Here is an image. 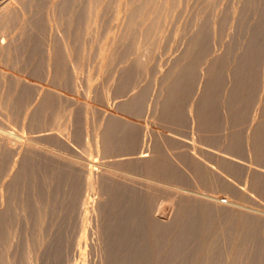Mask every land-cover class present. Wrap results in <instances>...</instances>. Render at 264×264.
Instances as JSON below:
<instances>
[{"label": "rangeland", "instance_id": "rangeland-1", "mask_svg": "<svg viewBox=\"0 0 264 264\" xmlns=\"http://www.w3.org/2000/svg\"><path fill=\"white\" fill-rule=\"evenodd\" d=\"M4 1L5 0H3V1L0 0V6L2 5V3ZM7 1H9V0H7ZM37 1L38 0H11V2L8 3V6H7L8 8L6 7V9H4L3 12H9L10 10L12 12L16 11L15 13L13 12L14 15L12 12H10L11 14L1 12L2 10L0 7V24H1L0 25V33H1L0 34V72H1L0 73V76H1L0 77V86L2 85L0 87V108H1V106L2 107L5 106L4 103L7 102V101L4 102L5 100H2V99L3 98L9 99V97L6 95H7V91L9 90V82H10L11 78L13 77L14 67L16 66L15 64L17 63L16 59H21V58L24 59V57L27 55L28 50L26 48H24L23 50L22 49L20 50L19 47L22 44L24 37L27 34L31 33V30L33 29L32 27L34 26L33 23H35L36 19H38L37 17L35 19V16H37L38 13L36 11L37 9L34 8V7H36ZM42 1H44V0H42ZM71 1L70 0L69 1H67V0H45L44 1L45 3L42 2L44 4V6H43V10L41 11V14H42L43 19H44V27H45V31L43 33L44 36L42 35V38H43L42 48H43V50L46 49V51H44V54L45 55L47 54L46 55L47 57L50 56V57H48L49 59L52 58L51 55L53 54L52 50L54 48L52 46L58 45L59 43L60 44L58 46L60 48H62L63 52L65 51V49L67 47H69V48H67V50L70 53H72V54H70V58L73 61H71L70 58L64 59V61L69 60L68 61L69 63L66 62L65 63L66 65L64 64L65 65L64 69L66 71L68 70L67 73L69 74V78H70V76L72 77L69 79L70 83L68 86L69 89L67 90V92H68L67 97L62 98V100H61L62 102H60L59 105L56 108H54V110L47 111L45 113L46 115L43 112V114H40L39 117L37 116L38 113L36 112L37 111L36 107L38 109V107L40 106V104L38 105V103H41V101H42L41 99H43L42 97L45 96V93L48 90L49 84H50L51 79H52V76H51L52 72H50L51 69H49V71H48V77L49 78H47V76H46L47 71L44 73L45 75L40 77L41 80H39L40 82L38 83V86H37L39 89L38 88L36 89V91H38V92L34 91L33 94L28 98L27 104L22 107L23 108L22 109L23 110L22 115L17 117V119L16 118L10 119L9 113H7L8 109L6 107L10 108V106H12V105H8L7 103H6V105H8V106L0 109V130H1V133L3 132L2 130L8 131L7 133L5 131L4 134H2L4 136H1V134H0V155H3L2 153H4V152L7 153L8 150H9L10 154L12 153L13 155L17 154V152L19 154H21L20 152H22L23 150L24 151L27 150V153H29L30 155L32 154L31 156L35 157L34 159H37L38 161H43V162L45 161V163L49 162V163H47V165L49 167H50L49 164L51 162L52 167L56 166V167L63 169L64 171H66L65 175H67L68 181H69V178H71L70 179L71 182L74 181V182H72V183H74V186L71 183L72 186L70 185V187L72 189L76 187L75 190H76L77 194L75 195L76 197L74 198V203L72 205L73 206L72 214L74 212L73 215H74V217L76 216L75 219H77V220L74 221L73 220L74 217L71 215L73 217L72 218L73 222H75V225L73 228V231L75 233L71 230L74 233V235H73V233L70 235L71 237L69 238V241H71L73 239L71 241L72 246L70 248L74 249V251L72 249H70L71 252H69V254H70V258H71V256H72V258L71 259L69 258V260H71V261L68 262L67 264H73L74 262H77L78 259L76 257L79 258L78 254L85 247H86V252L91 250L90 257L91 256L94 257V258L91 257L92 261L95 260L97 262L96 264H98V261H97L98 257H99L98 254L100 253V251L102 252L101 247L103 246V244H100L102 242H100L97 239L100 235V233H99L100 228L99 227H101V224H102L101 221L108 218V217H106L108 215L103 211V209L105 207L104 205L106 203H108V201H109L108 199H110V197H111L112 193L110 190L114 189V188L116 189L117 188L116 185L117 186L122 185V187L127 189V190H125V189L123 190L120 186L118 187V188H121L120 193L128 196V198H130V199H133L134 195L133 194L131 195L129 193H131V192L134 193L135 191H136L135 192L136 194L135 193L134 194L136 195L135 197L137 199H138V197L139 198L142 197L138 200L148 199V202H147V200L146 201L141 200L142 201L141 205H143V207H145V208H146L147 204L149 203L147 212L145 211L144 208L140 207V209H143V211L146 212L147 222H152L150 224L151 225L155 224V226L158 228L162 229L164 227H173L176 225L175 224L176 222H179L181 219H183L186 216H188L192 213H195V212H198V215L203 214L202 216L200 215L198 217V219L202 220V222H200L198 220V222L200 223V224H198V230L200 228L199 231H201V232H197L198 234L197 233L193 234L194 236H191L192 238L191 237L188 238V240L184 243V246H182L183 248H181V250H180L181 253L183 254V256H184V254H187L188 252L190 253V251H192L202 241H206L207 239L210 240V238L212 239L214 235H217V236H219L218 237L219 238L218 243L221 244L220 247L222 249V255H223L222 256V263L223 264H235L236 261L238 262V263L236 262V264H239V263L240 264H242V263H245V264H264V245H263L264 244V236H263L264 235V198H263L264 197V192H263L264 188L260 187L264 182L262 183L261 181H259L261 176L259 178V175L254 174L255 171L253 172V170L256 169V164L254 163V159L257 156L256 149L254 148L255 147L254 146L255 145L254 135H255V132H258L257 131L259 129V128H257L258 125L260 127V125H262L264 123V116H263V114H264V109H263L264 108V87H263V84H264V81H263L264 80V75H263L264 74V0L262 1L263 5H261L263 7L262 8L263 10H260L261 11L260 14L262 13L261 18H259V20H256L257 18L255 19V17L249 19L250 21L257 22V24L260 25L259 26L260 29L262 28L261 29V39H260L261 42L260 43L263 44V45H261V54L259 56V61H258V63H259L261 60V63H262V64L261 63L258 64L259 66H261V67L258 66L260 68L259 73H261L260 74L261 76H259V82H258L257 86H259V85L260 86L257 87V90L255 92L256 97L254 96L255 97L254 101H253L254 103L252 104V106L250 105L251 108L249 107V111H245L246 109L242 110L243 109L242 106H241V109H240V106H238L239 108L237 106H234V107L232 106V107H228L226 110L224 107V103L226 101L228 93L226 91L220 92L221 94L219 93L220 96H219V94H218V96L220 97V99H219L220 103L219 104L222 105L220 107L222 112L220 110V117L218 120L219 121L218 123L220 125H218V127H216L219 130H214V131L212 130V131H210V133H209V131H205L207 128H205L206 126H204V123L200 124V126L197 125L196 114L193 113L191 110L190 111L188 110L189 104H191L190 101H192V99L190 97H192L194 99L195 91L189 95V98L187 99L188 101H186V103H185V105H186L185 107H187L188 109L187 108L184 109V113H182L183 115H181V112L173 111L169 116H166V115L164 116L163 108L159 107V106H161V101L163 100L164 95L166 94V90H163L165 87L164 84L165 83L167 84L169 82V79L173 75V71H175L178 68V66L180 65V64L178 65V59H177L178 56H176V54L179 55V53L181 52V51H179L180 49H178V47H175L176 45H178L176 40H175L176 45H175V43L172 44L174 46L175 50H173V46L171 45V47H169V48L172 51H169V49L166 48V49H163L162 51L160 50L161 52L160 51L158 52L159 55L157 54L156 51H154L155 50L154 46H156V45H154L152 43H155V44H157V42L159 43L160 40H158L157 37H161V35H162L161 34L159 36V34H157V32L160 33L161 31H156V30L163 29V23L160 24V28L158 26L154 29V32L156 31L155 32L156 35L153 32L152 41L153 40L154 41L153 42L151 41V44H150V41L147 42L146 40H145V43L143 41V45L141 43V46L139 48V52H141V53H139V54H140V57L142 58V60L144 59V61H142V62L139 61V63L136 64L137 65L136 69H138L137 70L138 74L137 75L135 74L136 76L134 77L133 84L130 85L129 87H123L124 89L122 88L123 90H121V91L119 90V94L117 95V93H118L116 91L117 85L119 84V79H120L121 74L123 72V70L120 71L119 68L120 69H126L127 66L130 63H132V60L131 59L116 60L114 54H116V52H118L119 49H121V48L125 47L127 44H129V42H130L129 40L131 38V32L130 31H131V27H133V24L130 25L131 22H130V15L129 14H131V11H133V9L135 7L139 6L140 3H142L144 0H86V1L81 0L82 1L81 5H83L82 9L84 7L83 12L85 11L83 18L86 19L85 24L83 23L84 19L81 20V22L83 23V24L81 23V27H84L83 25H86L85 26L86 29H85V27L83 28L84 35L87 34V31H88V33L93 32V30H96V29H94L96 27L99 29L98 31H100V32H98L99 36H97L96 44L92 45V49H93V50L91 49L92 52H90V49L88 48V46L86 47V45L83 41L81 43H84V45L83 44H81V45L83 47L85 46L84 47L85 50L81 49L82 46L80 45V43L78 44L80 46V48L78 47V45H76L78 47V49L82 50V51L80 50L81 54H79L80 53L79 51H76V50H78L77 47H72L73 45L70 46L71 43H68L69 37L65 33L66 30L64 31V29H66L65 28L66 26L64 24L68 23L69 19H70L69 21H72L73 17H75V15L77 14L76 12L79 9L75 5V4H78L77 0H71ZM228 1H230V3L232 5H236V4L240 3L241 0H228ZM22 2H25V3H23L24 5L21 4ZM65 2L66 3L68 2L70 4V5L68 4L70 8H68V5H64ZM72 3H74V4H72ZM183 4H182L183 5L182 6L183 7L182 13L180 16V18H182V19H180V21L182 23L187 21L191 16L196 15L200 9L199 0H186V1H184ZM62 5H64V7H62ZM73 5L76 6V8L73 7ZM86 7L88 9L85 10ZM102 7H104V8H102ZM67 8H68V10H67ZM71 9H72V11H71ZM74 9H76V11ZM145 10H148V9L146 8ZM87 11H88V13H87ZM73 13H74V15H73ZM85 14H88V15H85ZM68 15H70V16H68ZM7 16H9V17H7ZM232 16H233L232 19H234V20L231 19V22H234L236 16H234V15H232ZM13 17H14V20H12ZM92 17L93 18L95 17V18L93 19ZM64 19H66V20H64ZM1 20H4L5 22L1 21ZM183 20H184V22H183ZM260 20H261V22H259ZM6 21H7V23H6ZM8 21H9V23H8ZM11 23H13V24H11ZM92 23H94V24H92ZM182 23L175 25V27H180V25ZM7 24H9V25H7ZM27 29H28V31H27ZM89 29L91 30V32ZM48 31H50V32H48ZM64 33H65V35H64ZM175 36H177V35L175 34ZM154 37H156V39H154ZM177 37L175 39H177ZM67 38H68V40H67ZM60 39L64 40L65 43L63 41H60ZM155 41H157V42H155ZM54 42L57 44H55ZM146 42L148 43L147 44L148 49H147V47H145ZM61 43H63L65 46H66V44H68V46L66 48H64L63 47L64 45H61ZM149 45L151 46V49H150ZM152 45H154V46L152 47ZM142 47H145L146 49L142 48ZM74 48H76V49H74ZM87 48H88V50H87ZM217 49H220L222 51L223 50L222 45H218ZM217 49H216V53L219 54L221 51H219ZM147 50H148V52H147ZM66 51L64 52V55H65ZM166 51H167V53H165ZM69 52H68V54H69ZM74 52H76L75 53L76 55L74 54ZM82 52L84 55L82 54ZM77 53L79 54V56ZM89 53H90V55H89ZM92 53H93V56L90 57L92 55ZM151 53H155V55L157 54V56L155 59L152 60L153 63H151L152 61L149 62L150 63V66H149V63L148 62L146 63V61H149V58H147V56H145V55H147V54L151 55ZM173 54H174V56H173ZM23 55H25V56H23ZM67 55H65L64 57H67ZM74 55L77 56V58L73 57ZM82 55H83V57H82ZM168 56L169 57L171 56L172 57L171 60H173V61H171ZM211 56L214 57L215 54H211ZM211 56H210V58H211ZM72 57L76 58V61H74L75 59H73ZM111 57H114V58H111ZM159 57H163V58H159ZM261 57H263V58H261ZM168 58H169V61H168ZM159 60H161V62ZM209 60L211 63H213V62H215V57L208 59L206 61L209 62ZM119 63L121 66L119 65ZM5 64H8V65H5ZM81 64H83V65L81 66ZM112 64L114 67L111 66ZM17 65H19V64H17ZM144 65L146 68L143 69L142 67H144ZM115 66L116 67L120 66V67H118V69H116ZM148 66H149V69H148ZM175 66H177V68ZM77 67H81V68H77ZM160 67H162L161 70L163 69L162 71H164V72L159 70ZM163 67L167 68V70L164 69ZM171 67H173L175 70L171 69ZM87 68H88V71H87ZM118 70L120 72H118ZM150 70L153 72H150ZM165 70H166V72H165ZM160 71L162 72V74L160 73ZM116 72H118V73H116ZM140 72H142V74ZM84 73H86V74H84ZM87 73L89 74V76ZM113 73H116L115 74L116 76L113 75ZM164 73L167 76L163 75ZM139 74H140V76H139ZM148 75H150V76H148ZM10 76H12V77H10ZM110 76H111V78H110ZM164 76H165L166 80L164 79ZM152 78H153V80H152ZM155 78H158V79H155ZM45 79L46 80L48 79L49 81L47 80V82H46ZM72 79H73V81H72ZM83 79H85L86 81L88 80V83L85 80L83 82ZM94 80L96 81V83H94ZM136 80H138V81H136ZM7 81H8V83H7ZM109 81H111V82H109ZM154 81L155 82L158 81V82H156L158 86L156 85V83L153 84ZM161 81H162V83H161ZM261 82H263V83H261ZM149 83H150V85H149ZM113 84H115V85H113ZM145 84L148 85V87H149L148 90H150V87H151V90L147 92V95L149 96V97L148 96L147 97L149 98V100L146 97L145 103L143 105H140V103L137 104L135 101L130 102V101H132V99L135 100V96H136L137 92H139L142 89V86H144ZM162 84L164 85V87L160 88V87H162ZM70 85H72V86H70ZM79 85H82V86H79ZM97 85H98V87H97ZM107 85H108V88H107ZM111 85H113V87H115V88H113ZM40 86H42V87H40ZM46 86H48V87H46ZM81 87H83V88H81ZM90 87L92 88V90ZM7 88H8V90H7ZM43 88H45V89H43ZM102 88H104V89H102ZM74 89L76 90V92ZM95 89H96V91H95ZM152 89H154V91ZM155 89H156V91H155ZM124 90L126 91V93ZM161 90H162V92H161ZM129 91H131L129 93L130 95L128 94ZM158 91H160V94H158L159 93ZM102 92H104V93H102ZM105 92H108V93H105ZM38 93H39V95H38ZM109 93H110V95H109ZM111 93L112 94L115 93V94L111 95ZM126 94L128 96L123 97V96H126ZM224 94H226V95H224ZM33 95H35V97ZM119 95H121L120 96L121 99H119ZM150 95H151V97H150ZM71 96L74 98H72ZM96 96H97V98H96ZM109 96L110 97L112 96V98H110ZM117 96H118V98H117ZM129 96H130V99H129ZM159 96H162L163 98L162 97L159 98ZM36 97H38V98H36ZM115 98L119 99V105L121 104L120 105L121 107H119V105H117L118 101L117 100L115 101ZM122 98H124L125 100L127 99V101H125ZM31 99H35V100L31 101ZM65 99L67 100V102ZM63 100H65V102ZM69 100H72V101H70L68 103ZM151 100L152 101L154 100V101L151 102ZM157 100H158V102H156ZM33 101H35V103H33ZM73 101L75 102V104ZM128 101H129V103H128ZM194 102H196V100L195 101L193 100L192 103H194ZM131 103H133V105ZM151 103H153V104H151ZM71 104H73V107ZM122 104H123V106H122ZM134 104L136 106L140 105V107L138 106L139 108H136ZM75 105L77 106V108H75ZM95 105H97V106H95ZM194 105H195V103H194ZM100 106L102 108H99ZM81 107H83V108L80 110ZM133 107H134V109H132ZM97 108H99V110ZM237 108L241 111L239 112V110H237ZM11 109H12V107H11ZM78 109L81 111V114H79L80 111H78ZM121 109L124 111H122ZM85 110H86V112H85ZM32 111H33V113L35 112L37 114L36 115L37 118H35L33 120H31V118L28 117L29 116L28 114H30ZM53 111H55V112H53ZM68 111H70L69 112L70 114L68 113ZM77 111H78V113H77ZM104 111L107 113H105ZM131 111H133V112H131ZM142 111H144V112H142ZM161 111H163V112H161ZM228 111H230L231 114H229L230 112H228ZM2 112H3V114H2ZM4 112L7 115L4 114ZM134 112H135V114H134ZM235 112H237V113H235ZM139 113L142 115H140ZM175 113H178V114H175ZM234 113H235V115H237L236 117H235ZM240 113L242 114V117H241ZM245 113H247V114H245ZM34 114H33V117H35ZM51 114H52V116H51ZM67 114L69 115V117ZM102 114H104L105 116ZM23 115L24 116L28 115V116H26L25 118L24 117L22 118L21 116H23ZM74 115H75V117H73ZM78 115H80L81 117L79 116L80 117L79 118ZM106 115H108V116H106ZM228 115H230L231 117L233 116V117L231 118ZM246 115H247V117H246ZM41 116H43V117H41ZM71 116L73 119L71 118ZM189 116H191V117H189ZM258 116H260V117H258ZM47 117L50 119H48ZM51 117H52V119H51ZM92 117H93V122H92ZM21 118H22V120H21ZM26 118H29V119L27 120ZM78 118L82 122L78 121ZM101 118H103V120L105 122H107L109 119L112 118L111 122L115 121L116 123L114 122L115 124H112V123H110V124L114 125L113 127L116 128L117 134L119 132L121 133V131L123 132V130L126 133L127 130L129 131V129H128L129 127H130V130L134 129V131L132 130V132H135V133H129L127 131L128 134L126 133V136L123 135L124 132L121 133L123 136H121V134L119 133L120 134V138H119V135L116 134L115 128H111V130L114 129L113 131H115L116 135L113 134L114 137L111 136L110 142L111 141L112 142L109 143L111 146L110 147L108 144H106L104 142L103 139L101 140V138H103V137H101V136H103L102 135L103 131H101V130H104L103 129L104 126H103V128L101 126L104 124L106 125L105 122H101V120H100ZM190 118H192L193 120ZM25 120H26V122H23ZM83 120H84L85 124H81V123H83ZM220 120L222 122H220ZM239 120H241V121H239ZM48 121H50V122L48 123ZM70 121L75 122V123H72ZM95 121L96 122L98 121L97 124ZM99 121L101 122L102 125L100 124ZM235 121H237V122H235ZM261 122H263V123H261ZM24 123H26V124H24ZM65 123L67 125H65ZM78 123L80 124V126ZM87 123L90 127L87 125ZM93 123L96 124V126ZM118 123H120V124H118ZM73 124H75L74 125L75 128L73 127ZM91 124H93V125H91ZM76 125L78 126L79 130L76 129V127H77ZM112 125H111V127H112ZM92 126H93V129H92ZM116 126L118 127V129ZM121 126H123L125 129H123V130L120 129V128H123ZM219 126H221V127H219ZM67 127H68V129H67ZM86 127L88 129H86ZM94 127H95V130H94ZM126 127H128V128H126ZM216 128H214V129H216ZM254 128H255V130H254ZM83 129L84 130L86 129L87 131L91 130V129L92 130L90 132L89 131L84 132ZM135 129H136V131H135ZM66 130L68 132H66ZM145 130L147 133L145 132ZM207 130H209V129H207ZM222 130L223 131L225 130V131L223 132ZM113 131H111V132H113ZM148 131H150V132H148ZM164 131H165V133H164ZM201 131H202V133H201ZM73 132L76 136L73 134ZM81 132H82V135H81ZM238 132L241 135H239ZM9 133L10 134L12 133L13 136L15 133V135H16L15 137L21 136L22 139L20 137H19L20 139L17 137V139H19V142L17 140V143L16 142H13V143L8 142L9 140L4 141V139H8V137L6 138V136H9L10 135ZM87 133H92L93 135L92 134H88V135L93 137L94 139L96 137L95 134H97V136H98L97 138L99 140L95 139L96 140L95 141L92 138L91 139L88 138V135H86ZM203 133H204V135H203ZM211 133H213V134H211ZM221 133H224V134H221ZM229 133H230V135H229ZM233 133H235L234 134L235 137H233ZM145 134H147V136H145ZM176 134H178V135H176ZM199 134L201 137L199 136ZM78 135H79V137H77ZM85 135H86V137H85ZM154 135H156V136H154ZM158 135H160L161 137ZM183 135H185V136H183ZM116 136H118V137H116ZM140 136H142V137L144 136V138H142ZM148 136H150L151 139H147V138H149ZM204 136H206V137H204ZM84 137H85V139H87L86 142H85ZM121 137H123V138L126 137L125 138L126 140L125 139L121 140ZM131 137L134 138V141L133 140L131 141V142H134L132 144H131L130 140H128V139H133ZM199 137L201 138L202 142H203L204 138H206L207 140H204L203 143L196 141V139H198V140L200 139ZM236 137H238V138L236 139ZM28 138H31L32 140L29 139V141H28L29 143H26V141L24 143V140H26ZM161 138H162V140H161ZM213 138H215V139L217 138L219 141L217 142V140L215 141V139H213ZM233 138H235V139H233ZM88 139H89V141H88ZM173 139H175V140H173ZM227 139H230V141H228ZM119 140H121V141H119ZM142 140H144V141L142 142ZM194 140H195V142H194ZM211 140H213V142ZM117 141H119V142L117 143ZM190 141H193V142H190ZM207 141H211L212 143L207 142ZM91 142H93L94 144H92ZM101 142H102V145H101ZM103 142H104V145H103ZM140 142L143 143V145ZM178 142H181V143H178ZM88 143L90 145H88ZM126 143H128V144H126ZM171 143H172V145H170ZM227 143H229V144L227 145ZM261 143H263V144H261ZM10 144L12 145V147ZM152 144L154 145L155 148L152 147L153 146ZM157 144L160 147H158ZM195 144H196V146H195ZM232 144H235V145L241 144V146H243L241 149L242 150L241 153L243 155V157L241 156V158L243 160H242V162H241V160H240V162L236 161L237 160V158L235 159L236 155L233 154V155H231L233 159L231 158L230 160L229 159L228 160L229 161L234 160V161H231V163H230L226 159V165L228 164L226 167L224 165L225 161L222 159V156H221V154H222L221 151L229 145L233 146ZM259 144H260L259 145L260 153H259V151H257L258 156L260 154L261 157L259 156V158L264 160V158H263L264 146H261V145H264V135L260 139ZM127 145L131 148H129ZM205 145L207 147H208V145L212 146L213 149L216 150V152L213 153L216 156L212 155V154L208 155L209 153L206 152L207 149L206 148L204 149V147H206ZM219 145H221V146H219ZM6 146H7V151H6ZM40 146H42V147H40ZM91 146L93 148L95 147L96 149L95 148L93 149ZM216 146H219V148ZM239 146L240 145H238V147ZM241 146H240V148H241ZM252 146H253V149L255 151L252 149ZM23 147H25V148H23ZM101 147L102 148L106 147L105 148L106 150L103 149L104 150L103 151ZM107 147H108V150L110 149L109 151L107 150ZM17 148L18 149L21 148L22 150L20 149L19 151H17ZM38 148H40V149H38ZM151 148H153V149H151ZM158 149H160V151H158ZM218 149H220V150H218ZM251 150H253V152ZM157 152H161L163 154V155L161 154V156H160L162 159L161 161L163 163H164V160H165V162L167 161L166 166L167 165L169 166L168 171H167L168 175L160 174L157 172L156 169H154V168L150 169L148 167V165L150 164L152 159L155 161L156 157L159 158L158 154H160V153H157ZM254 152L256 155H254ZM261 153H263V154H261ZM156 154H157V156H156ZM252 154H253V156H252ZM1 157L2 156H0V158ZM153 157H155V158H153ZM176 157H178V158H176ZM183 158H185V161L183 160ZM147 161H149V164ZM222 161L224 162L223 165L220 163ZM170 162H171V164H170ZM194 162H199V163H194ZM144 163H146V164H144ZM261 163L262 162H259V165H262ZM59 164H61V166ZM174 165H175V167H174ZM252 166L255 168H253ZM147 167L150 170H152L153 172H151L150 170L148 171V169H146ZM183 167H185V168H183ZM196 167L199 168L200 170L196 169ZM249 167H251V168L249 169ZM170 168H172V169H170ZM174 170H176V171H174ZM9 172H11V175H9ZM9 172L6 171L5 174L0 176V182L2 183V184L0 183V187L2 186L1 190H0L1 191L0 192V197H1L0 198L1 199L0 204H2V205H0L1 206L0 211L3 210L5 207V199H6L5 186L6 185H4V184L11 182L14 178V171L9 170ZM70 173H72V175ZM170 173H171V175L173 173V175L171 176ZM198 173H201V174L198 175ZM202 173H204V174L202 175ZM7 174L9 175V177L7 176ZM69 175H70V177H69ZM255 175L257 176V178L255 177ZM195 176H198V177H195ZM78 177H79V180L78 179L76 180V178H78ZM203 177H204V180H203ZM10 178H11V180H10ZM255 178H256V183H257V179H259L258 180L259 182L257 183L258 185L261 182L260 186H258L256 184L254 185V183H255L254 179ZM76 181H78V182H76ZM75 183H77L78 185ZM114 184H116V185H114ZM111 185L112 186L114 185L113 188H111L112 187ZM108 187L110 188V190H108V193H106L107 189H109ZM257 187L258 188L260 187L261 189H258ZM78 188H79V191H77ZM129 190L131 192H129ZM260 191L263 193H261ZM109 192L111 194H109ZM139 195H141V196H139ZM70 197H71V195L68 192H66L65 194H61L60 203H61L62 207L64 206L65 201L68 202ZM136 198H134V199L137 202H141V201H138ZM209 199H211V200H209ZM2 201L4 203H2ZM190 202H192V203H190ZM194 202H196L197 204L196 203L194 204ZM144 203L146 204V206L144 205ZM189 203L193 207H195L194 208L195 210L191 209L192 211H190V208L192 206L190 205L191 207H189ZM198 203H201V204L199 205ZM203 204H205L206 206ZM97 206H99L100 208ZM203 206H205L207 208H205V207L203 208ZM196 207H197V209H196ZM60 208H61V206L57 209L58 211H54L53 214L55 217L59 218V217H61L62 214H64V212H63L64 210L62 211V209H60ZM198 208H202V210L200 209L201 210L200 211ZM186 209L192 213L189 214V212ZM96 211H99V212L101 211V212L97 213ZM202 211L208 212L209 215L208 214L206 215L205 212L202 213ZM82 212L85 213L86 215L83 214ZM145 212H144V214H145ZM199 212H201V213H199ZM236 212H240V213H237L235 215L234 213H236ZM184 213L185 214L187 213V214L185 215ZM96 214L97 215L99 214V216H96ZM104 214H105V216H104ZM239 214H242L243 216L245 215L244 217H245V220L247 219L246 221H248V219H250V222H252L251 221V219H253L252 217L257 218L256 220H258V219L260 220V221L258 220V223L260 225H257V229H258V226H260L259 228L261 230L258 229V231L259 232L261 231V233L255 232L257 230H254V232H252L253 229L250 228V231L252 232V233H250V235L254 234V238L261 239V240L258 239L257 242L261 241L260 244H262V245L260 246V248H262V253L260 252L261 249L259 247H257V249L259 248L258 250L255 249V250H253L254 252H252V253H251V251L249 252V250H252L253 248H255L259 244V243L256 244V246L253 245L255 243V241H254L255 239H252L253 235H251L252 237L249 238L248 242L246 243V244H250V246L245 244V246L243 248L245 251L248 249L247 248L248 246H249V248L250 247H252V248L247 250L246 252L241 249L242 251L245 252V254L249 253V256H248V254L246 256L244 253L242 254V252H241L242 255L240 256V258L238 257V259H234L233 254H231L232 252H230V251L232 248L230 247L231 246L230 244H232V243L229 242L231 240V239L229 240V238L231 235L234 237L236 235V232H234L233 230L232 231L229 230V227H231L234 223V218H233V221H231V222H229V221L232 220V217L234 215H235L234 216L235 218L238 216H242ZM196 215H197V213H196ZM210 215L212 216L211 218H210ZM86 216H88V217H86ZM207 216H209L210 220ZM248 216H249V218H246ZM202 217H203V219H202ZM205 217L208 218L209 221H211L209 223H213V224H211L212 226L211 225L208 226L209 224L207 225V223H206L207 221H205ZM86 218H88V219L86 220ZM88 220L90 223L92 222V225L88 224L89 223V222H87ZM77 221H78V223H77ZM84 221H86V223ZM82 224L88 228V229H86V232H84L85 227H83V229H82V226H83ZM97 224H99V225H97ZM204 224H206V225H204ZM256 224L257 223H255V226H256ZM77 227H78L79 231H78ZM210 227H213L214 229H211ZM93 230H94V232H93ZM71 231H69V232H71ZM89 231H91V232H89ZM209 231L212 234V235H210L211 237L209 236V233H208ZM90 233H93V235L98 236V237H94L91 235L94 238L89 239L90 236H87V235H90ZM232 233H234V235ZM203 235H204V237H203ZM74 236H76V237H74ZM255 236H257V237H255ZM87 237H88V241H87ZM235 238H236V236H235ZM95 239H97V241L95 242L96 245L93 242ZM74 240H76V241H74ZM78 240H81V242ZM249 240H250V242H249ZM252 240H253V242H252ZM89 241H90V243H89ZM77 242L78 243L80 242L81 244L79 245ZM82 242H83V244H82ZM227 242H229L230 244H228ZM201 244L203 245V242ZM81 245H83L84 247H82ZM95 246H98V247L100 246V247L96 248ZM228 247H230V250ZM87 248H88V250H87ZM256 251H259L257 253L258 255L256 254ZM71 253H73V255H71ZM181 253L179 255L182 257ZM254 253L256 254V256L254 255L255 259L252 258L254 256H250L251 254H254ZM259 253L261 255H259ZM179 255H178V258L175 257L172 259V261H168L165 264H174L175 261L177 263L178 262L177 260L180 259ZM244 255L246 256V262L247 263L245 262V258H244L245 256ZM176 258H177V260H175ZM230 258L233 261H231ZM229 261H231V262H229Z\"/></svg>", "mask_w": 264, "mask_h": 264}, {"label": "bare ground", "instance_id": "bare-ground-1", "mask_svg": "<svg viewBox=\"0 0 264 264\" xmlns=\"http://www.w3.org/2000/svg\"><path fill=\"white\" fill-rule=\"evenodd\" d=\"M3 1V0H2ZM42 1V0H41ZM40 0H38L36 2V7H34L35 9H37V16H35L38 19H36L35 23H33V29L31 30V33L27 34L23 41L22 44L20 45L19 49L23 50L24 48H26L27 51V55H23L25 56L24 59H16L17 63L15 64L16 66L14 67V72H13V77L11 78L10 82H9V90L7 88V95L9 97L8 98H3L2 100H5L4 102H6L8 105H12L10 106V108L6 107L8 105L5 104V106H1V108L6 107L8 109L9 116L10 119H17V117H19L20 115H22V107L24 105L27 104V100L28 98L33 94L34 91H36V89L38 88V83L40 82L39 80L41 76L45 75L44 73L47 71V78L48 77V71L49 69H51L50 72H52V79L51 82L49 84V88L45 93V96L42 97L43 99H41V103H38V105L40 104V106L36 107V112L38 113V115L35 113H33V111L26 115L29 118H31V120L37 118L36 115L39 117L40 114H44L47 111H52L54 110V108H56L60 102H62V98H66L67 97V90L69 89V79L72 78L70 76L69 78V74L67 73L68 70L66 71L64 69L65 67V63L68 61H64L65 58H70V53L67 48L68 44H66V46L61 43V45H64L63 47L66 48L65 51V55L68 54L69 52V56L67 55V57H64V52L62 50V48H60L58 45H54L52 47L53 48V54L51 55L52 58H48L50 56H46L44 54L42 45H43V38L42 35L45 31V27H44V19L43 16L41 14V11L43 10V6L44 4L41 2ZM69 1V0H67ZM71 1V0H70ZM86 1V0H85ZM186 0H144L142 3H140L139 6L135 7L133 9V11H131L130 15V22L133 27H131V38H130V42L129 44H127L125 47L121 48L118 50V52H116L115 55V59L116 60H124V59H131L132 63H130L126 69H120L119 70H123L121 77L119 79V84L117 85V89L116 91L118 92L117 95L119 94V90H123V87H129L130 85L133 84L134 81V77L138 74V69H136V64L139 63V61H144V59L142 60V58L140 57L141 52H139V48L141 46V43L143 45V41L145 43V40L147 42L152 41V34L154 32V29L156 27L159 26L160 28V24L163 23V29L161 30H156V31H161L160 33L157 32V34H159V36L161 35V37H157L158 40H160V42L157 44L152 43L154 45H152V47L154 46L155 50L158 54V52L163 49L168 48L169 51H172L169 47H171V45L173 43L177 41V44L175 47H178V49H180L179 51H181L179 53V55L176 54L177 59H178V68L177 66H175L177 69L175 70L173 67H171V69H174L175 71H173V75L172 77L169 79V82L165 85L162 84L163 90H166V94L164 95V98L162 96H159L163 98V100L161 101V106L163 110H164V116H169L173 111H178L181 112V115H183L182 113H184V109H186L187 107H185V103L186 101H188L187 99L189 98V95L195 91L194 93V99L192 97H190L192 99V101H190L191 104H189V111L191 110L193 113L196 114V123L197 125L200 126V124L204 123V126H206L205 128L209 129V130H205V131H214V130H219L216 127H218V125H220L218 122L219 117H220V107L222 105H220L219 103V99H220V92L222 91H226L228 93L226 101L224 103V107L227 110L228 107H234V106H242V110L245 111H249V107L251 108L252 104L254 103V98L255 96V92L257 90V86L258 82H259V76H261L259 73V66L258 63L259 61V56L261 54V44L260 39H261V29H260V25L257 24V22L254 21H250V18H254L256 20H259V18H261L262 13L260 14V10H263L262 6L263 5V0H241L240 3L236 4V5H232L230 3V1L228 0H199V6L200 9L197 12L196 15L191 16L187 21L182 23L180 21V16L182 13V9H183V3ZM11 2V0L7 1L5 0L1 7V12H3L4 9H6V7L8 6V3ZM72 2V1H71ZM70 2V3H71ZM128 2V1H127ZM236 2V1H235ZM234 2V3H235ZM25 2H22L21 4H23ZM29 3V2H28ZM45 3V2H44ZM66 3V2H65ZM64 3V5H68L69 3L67 2L66 4ZM78 4H75L79 9L76 12L77 14L75 15V17H73L72 21L68 20V23L64 24L66 27V29H64V31L66 30V34L69 37V42L71 43L70 46L72 47H77L76 45H78L80 43L84 45H86V47L88 46V48L90 49V52H92V45L96 44V39L98 35V31L99 29L96 27L93 30V32L88 33L84 35V31L83 28L86 25H83L84 27H81V20L84 19V7L82 9V1L81 0H77ZM139 3V2H138ZM189 3V2H188ZM233 3V4H234ZM74 4V3H72ZM106 4V3H105ZM183 4V5H182ZM187 4V3H186ZM24 5V4H23ZM29 5V4H28ZM27 5V6H28ZM64 5H62V7H64ZM70 5V4H69ZM68 5V8H70ZM93 5V4H92ZM13 6V5H12ZM11 6V7H12ZM22 6V5H21ZM76 6L73 5V7L76 8ZM261 6V7H260ZM72 7V8H73ZM8 8V7H7ZM25 8V7H24ZM23 8V9H24ZM67 8V10H68ZM104 8V7H102ZM148 10H145V9ZM199 8V7H198ZM197 8V9H198ZM261 8V9H260ZM88 9L87 7L85 8V10ZM121 9V8H120ZM124 9V8H123ZM65 10V9H64ZM70 10V9H69ZM76 11V9H74ZM73 10V11H74ZM196 10V9H195ZM21 11V10H20ZM72 11V9H71ZM91 11V10H90ZM197 11V10H196ZM10 12H12L11 10L9 12H3V13H8L11 14ZM14 12V11H13ZM12 12V13H13ZM16 12V11H15ZM14 12V13H15ZM13 13V15H14ZM36 13V12H35ZM71 13V12H70ZM88 13V11H87ZM91 14V13H90ZM7 15V14H6ZM74 15V13H73ZM72 15V16H73ZM88 15V14H85ZM232 15L236 16L235 21L231 22L232 19ZM5 16V15H4ZM10 16V15H9ZM7 16V17H9ZM16 16V15H15ZM70 16V15H68ZM17 17V16H16ZM46 17V16H45ZM100 17V16H99ZM187 17V16H186ZM2 18V17H1ZM12 18V17H11ZM71 18V17H70ZM86 18V17H85ZM89 18V17H88ZM91 18V17H90ZM93 18V17H92ZM95 18V17H94ZM93 18V19H94ZM68 19V18H67ZM72 19V18H71ZM97 19V18H96ZM9 20V19H8ZM14 20V17L13 19ZM66 20V19H64ZM85 20L84 19V24H85ZM234 20V19H232ZM4 21V20H1ZM10 21V20H9ZM8 21V23H9ZM33 21V20H32ZM52 21V20H51ZM107 21V20H106ZM5 22V21H4ZM11 22V21H10ZM90 22V21H89ZM105 22V21H104ZM261 22V20L259 21ZM7 23V21H6ZM65 23V22H64ZM82 23V24H83ZM88 23V22H87ZM180 27H175V25L180 24ZM13 24V23H11ZM94 24V23H92ZM1 25V24H0ZM9 25V24H7ZM88 25V24H87ZM227 25V26H226ZM13 26V25H12ZM6 27V26H5ZM94 27V26H93ZM89 28V27H88ZM106 28V27H105ZM24 29V28H23ZM51 29V28H50ZM86 29V27H85ZM84 29V30H85ZM103 30V29H102ZM163 30V31H162ZM28 31V29H27ZM56 31V30H55ZM58 31V30H57ZM129 31V30H128ZM155 31V32H156ZM13 32V31H12ZM50 32V31H48ZM114 32V31H113ZM154 32V34L156 35V33ZM176 32V33H175ZM64 33V35H65ZM1 34V33H0ZM175 34L178 36H175ZM44 36V35H43ZM66 36V37H67ZM154 36V35H153ZM65 37V38H66ZM177 37V39H175ZM21 38V37H20ZM47 38V37H46ZM99 38V37H98ZM160 38V39H159ZM22 39V38H21ZM154 39H156V37H154ZM68 40V38H67ZM63 41L64 40H61ZM84 43H81V42ZM154 41V40H153ZM152 41V42H153ZM146 42L145 47H147L148 43ZM50 43V42H49ZM55 43V42H54ZM65 43V42H64ZM52 44V43H51ZM50 44V45H51ZM57 44V43H55ZM100 45V44H99ZM218 45H222L223 50L221 51L220 49H217ZM49 46V45H48ZM82 46V45H81ZM150 46V45H149ZM173 46V45H172ZM8 47V46H7ZM51 47V48H52ZM78 47L80 48V46L78 45ZM77 47V49H78ZM83 47V46H82ZM81 49H84V47ZM102 47V46H101ZM142 47V48H145ZM87 48V50H88ZM103 48V47H102ZM141 48V49H142ZM219 48V47H218ZM221 48V47H220ZM76 49V48H74ZM81 49H78L76 51H79ZM92 49V50H91ZM101 49V48H100ZM146 49V48H145ZM148 49V47H147ZM151 49V46H150ZM216 49L221 51L219 54L216 53ZM85 50V49H84ZM83 50V51H84ZM143 50V49H142ZM152 50V51H153ZM173 50L174 46H173ZM75 51V50H74ZM82 51V50H81ZM141 51V50H140ZM151 51V52H152ZM160 51V52H161ZM148 52V50H147ZM48 53V52H47ZM76 52H74L75 54ZM103 53V52H102ZM167 53V51L165 52ZM78 54V53H77ZM81 54V52L79 53ZM78 54V56H79ZM83 54V52H82ZM145 54V53H144ZM157 54L155 55V53H151V55L147 54L145 56H147V58H149V61H146V63L152 61L153 59L156 58ZM211 54H215V62L211 63L210 60L209 62L206 61L208 59L214 58L211 56ZM76 55V54H75ZM73 56L76 57L77 56ZM84 55V54H83ZM82 55V57H83ZM90 55V53H89ZM159 55V54H158ZM165 55V54H164ZM168 55V54H167ZM93 56V53L90 57ZM166 56V55H165ZM172 56V55H171ZM169 57L170 60L172 59V57ZM174 56V54H173ZM211 56V58H210ZM72 57V58H73ZM88 57V56H87ZM143 57V56H142ZM164 57V56H163ZM163 57H159V58H163ZM167 57V56H166ZM76 58L74 61H76ZM79 58V57H78ZM114 58V57H111ZM141 58V59H140ZM168 58V61H169ZM174 58V57H173ZM263 58V57H261ZM260 58V59H261ZM82 59V58H81ZM71 60V58H70ZM83 60V59H82ZM89 60V59H88ZM148 60V59H147ZM73 61V60H71ZM129 61V60H128ZM161 62V60H159ZM173 61V60H171ZM214 61V60H213ZM4 62V61H3ZM164 62V61H163ZM69 63V62H68ZM103 63V62H102ZM118 63V62H117ZM153 63V61L151 62ZM159 63V62H158ZM165 63V62H164ZM169 63V62H168ZM172 63V62H171ZM19 64V65H17ZM65 64V65H64ZM160 64V63H159ZM166 64V63H165ZM262 64V63H261ZM8 65V64H5ZM74 65V64H73ZM72 65V66H73ZM76 65V64H75ZM83 64H81L82 66ZM88 65V64H87ZM117 65V64H116ZM120 65V63H119ZM148 65V64H147ZM158 65V64H157ZM2 66V65H1ZM14 66V65H13ZM113 66V64L111 65ZM121 66V65H120ZM120 66H115L116 69H118V67ZM139 66V65H138ZM150 66V63H149ZM148 66V69H149ZM160 66V65H159ZM163 66V65H162ZM165 66V65H164ZM201 66V67H200ZM259 66V67H258ZM71 67V66H70ZM114 67V66H113ZM166 67V66H165ZM169 67V66H168ZM77 68H81V67H77ZM83 68V67H82ZM112 68V67H111ZM124 68V67H123ZM138 68V67H137ZM143 69L146 68L145 65L144 67H142ZM162 67H160L159 70H161ZM164 68V67H163ZM73 69V68H72ZM84 69V68H83ZM115 69V70H116ZM141 69V68H140ZM142 69V70H143ZM147 69V70H148ZM153 69V68H152ZM151 69V70H152ZM167 70V68H164ZM118 70V72H120ZM150 72H153L151 71ZM163 70V69H162ZM161 70V71H162ZM165 70V72H166ZM5 71V70H4ZM72 71V70H71ZM79 71V70H78ZM85 71V70H84ZM88 71V68H87ZM95 71V70H94ZM113 71V70H112ZM111 71V72H112ZM160 73L162 74V71ZM49 72V73H50ZM91 72V71H90ZM89 72V73H90ZM98 72V71H97ZM116 72V73H118ZM155 72V71H154ZM1 73V72H0ZM79 73V72H78ZM116 73H113V75H115ZM142 74V72H140ZM86 74V73H84ZM88 74V73H87ZM136 74V75H135ZM6 75V74H5ZM72 75V74H71ZM75 75V74H74ZM112 75V74H111ZM146 75V74H145ZM165 75V73L163 74ZM170 75V74H169ZM264 75V74H263ZM45 76V77H46ZM89 76V74H88ZM87 76V77H88ZM116 76V75H115ZM140 76V74H139ZM150 76V75H148ZM167 76V75H165ZM164 76V79H165ZM1 77V76H0ZM4 77V76H3ZM74 77V76H73ZM83 77V76H82ZM114 77V76H113ZM170 77V76H169ZM9 78V77H8ZM85 78V77H84ZM109 78V77H108ZM111 78V76H110ZM167 78V77H166ZM3 79V78H2ZM43 79V78H42ZM158 79V78H155ZM46 80V79H45ZM48 80V79H47ZM46 80V82H47ZM78 80V79H77ZM80 80V79H79ZM85 79H83L84 82ZM112 80V79H111ZM153 80V78H152ZM166 80V79H165ZM3 81V80H2ZM5 81V80H4ZM49 81V80H48ZM73 81V79H72ZM82 81V80H81ZM86 81V80H85ZM92 81V80H91ZM114 81V80H113ZM138 81V80H136ZM264 81V80H263ZM6 82V81H5ZM88 83V80L86 81ZM90 82V81H89ZM111 82V81H109ZM158 82V81H156ZM154 81L153 84L156 83ZM3 83V82H2ZM8 83V81H7ZM80 83V82H79ZM94 83H96V81L94 80ZM103 83V82H102ZM142 83V82H141ZM152 83V82H151ZM162 83V81H161ZM263 83V82H261ZM6 84V83H5ZM41 84V83H40ZM44 84V83H43ZM73 84V83H72ZM76 84V83H75ZM91 84V83H90ZM110 84V83H109ZM108 84V85H109ZM117 84V83H116ZM42 85V84H41ZM96 85V84H95ZM94 85V86H95ZM99 85V84H98ZM97 85V87H98ZM101 85V84H100ZM107 85V88H108ZM115 85V84H113ZM113 85H111L113 87ZM150 85V83H149ZM157 85V83H156ZM2 86V85H1ZM0 86V87H1ZM4 86V85H3ZM44 86V85H43ZM72 86V85H70ZM82 86V85H79ZM78 86V87H79ZM93 86V85H92ZM103 86V85H102ZM101 86V87H102ZM110 86V87H111ZM158 86V85H157ZM42 87V86H40ZM45 87V86H44ZM48 87V86H46ZM89 87V86H88ZM100 87V86H99ZM264 87V84H263ZM4 88V87H3ZM2 88V89H3ZM73 88V87H72ZM83 88V87H81ZM91 88V87H90ZM96 88V87H95ZM115 88V87H113ZM123 88V89H122ZM159 88V87H158ZM39 89V88H38ZM45 89V88H43ZM104 89V88H102ZM127 89V88H126ZM149 87L148 85H144L142 86V89L137 92L136 96H135V100L132 99V101L130 102H136L137 104L140 103V105H143L145 103L147 92L151 90H148ZM75 90V89H74ZM78 90V89H77ZM92 90V88H91ZM108 90V89H107ZM106 90V91H107ZM154 91V89H152ZM73 91V90H72ZM89 91V90H88ZM96 91V89H95ZM115 91V92H116ZM125 91V90H124ZM156 91V89H155ZM2 92V91H1ZM38 92V91H36ZM35 92V93H36ZM76 92V90H75ZM85 92V91H84ZM90 92V91H89ZM131 91L128 92V94ZM160 94V91H158ZM162 92V90H161ZM91 93V92H90ZM104 93V92H102ZM108 93V92H105ZM124 93V92H123ZM122 93V94H123ZM126 93V91H125ZM135 93V92H134ZM220 93V94H219ZM115 93H111V95H114ZM219 94V96H218ZM39 95V93H38ZM86 95V94H85ZM88 95V94H87ZM97 95V94H96ZM104 95V94H103ZM110 95V93H109ZM125 95V94H124ZM130 95V94H129ZM157 95V94H156ZM226 95V94H224ZM35 97V95H33ZM43 96V95H42ZM121 95H119V99H121L120 97ZM128 95L126 94V96L123 97H127ZM255 96V97H254ZM72 97V96H71ZM76 97V96H75ZM110 97V96H109ZM108 97V98H109ZM149 97V96H148ZM147 97V98H148ZM151 97V95H150ZM222 97V96H221ZM38 98V97H36ZM69 98V97H68ZM74 98V97H72ZM78 98V97H77ZM97 98V96H96ZM102 98V97H101ZM100 98V99H101ZM112 98V96L110 97ZM118 98V96H117ZM70 99V98H69ZM99 99V100H100ZM119 99L115 98V101H118L119 105ZM124 99V98H122ZM130 99V96H129ZM151 99V98H150ZM157 99V98H156ZM155 99V100H156ZM35 100V99H31ZM66 100V99H65ZM65 100H63L65 102ZM73 100V99H72ZM72 100H69L68 103ZM89 100V99H88ZM98 100V99H97ZM96 100V101H97ZM102 100V99H101ZM111 100V99H110ZM125 100V99H124ZM149 100V98H148ZM193 100L196 102L195 105L193 102ZM40 101V100H39ZM90 101V100H89ZM95 101V102H96ZM114 101V100H113ZM127 101V99L125 100ZM154 101V100H153ZM151 100V102H153ZM259 101V100H258ZM67 102V100H66ZM74 102V101H73ZM150 102V101H149ZM158 102V100L156 101ZM2 103V102H1ZM33 103H35V101H33ZM32 103V104H33ZM97 103V102H96ZM101 103V102H100ZM125 103V102H124ZM129 103V101H128ZM135 103V104H136ZM30 104V103H29ZM75 104V102H74ZM116 104V103H115ZM133 105V103H131ZM134 104V105H135ZM136 104V105H137ZM153 104V103H151ZM157 104V103H156ZM36 105V104H35ZM65 105V104H64ZM73 107V104H71ZM103 105V104H102ZM101 105V106H102ZM114 105V104H113ZM116 105V106H117ZM121 105V104H120ZM119 105V107H121ZM136 108H139L140 105L136 106ZM251 105V106H250ZM32 106V105H31ZM70 106V105H69ZM68 106V107H69ZM97 106V105H95ZM99 108H102V107ZM123 106V104H122ZM256 106V105H255ZM12 107V109H11ZM62 107V106H61ZM105 107V106H104ZM108 107V106H107ZM118 107V106H117ZM116 107V108H117ZM0 108V109H1ZM5 108V109H6ZM25 108V107H24ZM75 108H77V106L75 105ZM83 107L80 108V110ZM99 108H97L99 110ZM124 108V107H123ZM131 108V107H130ZM135 108V109H136ZM143 108V107H142ZM239 108V107H238ZM237 108V110H239ZM95 109V108H94ZM96 109V110H97ZM104 109V108H103ZM134 109V107L132 108ZM264 109V108H263ZM4 110V109H3ZM56 110V109H55ZM66 110V109H65ZM72 110V109H71ZM77 110V109H76ZM78 109V111H80ZM84 110V109H83ZM82 110V111H83ZM108 110V109H107ZM111 110V109H110ZM122 110V109H121ZM152 110V109H151ZM230 110V109H229ZM233 110V109H232ZM2 111V110H1ZM77 111V113H78ZM124 111V110H122ZM187 111V110H186ZM224 111V110H223ZM241 110H239L240 112ZM55 112V111H53ZM70 111H68L69 113ZM75 112V111H74ZM86 112V110H85ZM105 112V111H104ZM133 112V111H131ZM144 112V111H142ZM163 112V111H161ZM222 112V110H221ZM227 112V111H226ZM225 112V113H226ZM230 112V111H228ZM63 113V112H62ZM76 113V114H77ZM107 113V112H105ZM111 113V112H110ZM109 113V114H110ZM237 113V112H235ZM234 113V115H235ZM248 113V112H247ZM245 113V114H247ZM3 114V112H2ZM1 114V115H2ZM4 114H6L4 112ZM33 114L35 115V117H33ZM49 114V113H48ZM55 114V113H54ZM70 114V113H69ZM75 114V115H76ZM81 114V111L80 113ZM86 114V113H85ZM92 114V113H91ZM135 114V112H134ZM140 114V113H139ZM178 114V113H175ZM224 114V113H223ZM228 114V113H227ZM231 114V112L229 113ZM241 114V113H240ZM251 114V113H250ZM253 114V113H252ZM7 115V114H6ZM46 115V114H45ZM59 115V114H58ZM68 115V114H67ZM75 115L73 117H75ZM93 115V114H92ZM104 115V114H102ZM114 115V114H113ZM142 115V114H140ZM145 115V114H144ZM191 115V114H190ZM225 115V114H224ZM233 115V114H232ZM239 115V114H238ZM26 116H21L22 118L26 117ZM52 116V114H51ZM65 116V115H64ZM63 116V117H64ZM80 115H78L79 117ZM105 116V115H104ZM108 116V115H106ZM110 116V115H109ZM185 116V115H184ZM226 116V115H225ZM230 116V115H228ZM237 115H235L236 117ZM264 116V114H263ZM8 117V116H7ZM43 117V116H41ZM54 117V116H53ZM69 117V115H68ZM81 117V116H80ZM79 117V118H80ZM85 117V116H84ZM113 117V116H112ZM161 117V116H160ZM191 117V116H189ZM222 117V116H221ZM231 117V116H230ZM233 117V116H232ZM231 117V118H232ZM240 117V116H239ZM242 117V114H241ZM244 117V116H243ZM247 117V115H246ZM245 117V118H246ZM254 117V116H253ZM260 117V116H258ZM21 118V120H22ZM29 118H26L27 120ZM46 118V117H45ZM48 118V117H47ZM72 118V116H71ZM77 118V117H76ZM78 118V121H80V119ZM87 118V117H86ZM109 118V117H108ZM107 118V119H108ZM165 118V117H164ZM226 118V117H225ZM229 118V117H228ZM50 119V118H48ZM52 119V117H51ZM73 119V118H72ZM84 119V118H83ZM88 119V118H87ZM105 119V118H104ZM112 119V118H111ZM111 119H109L107 122H105L103 120V118H101V122H105L106 125H102L101 122L100 125L102 128L104 126V130L103 131V138H101V140L103 139L104 142L106 144H108L110 146L109 143L111 136H113V134H117V130L115 127H113L115 124L113 121L111 122ZM192 119V118H190ZM221 119V118H220ZM237 119V118H236ZM243 119V118H242ZM241 119V120H242ZM248 119V118H247ZM256 119V118H255ZM39 120V119H38ZM37 120V121H38ZM57 120V119H56ZM119 120V119H118ZM193 120V119H192ZM191 120V121H192ZM225 120V119H224ZM239 120V121H241ZM250 120V119H249ZM43 121V120H42ZM54 121V120H53ZM52 121V122H53ZM67 121V120H66ZM182 121V120H181ZM230 121V120H229ZM228 121V122H229ZM252 121V120H251ZM22 122V121H21ZM23 122H26L23 121ZM32 122V121H31ZM35 122V121H34ZM50 121H48L49 123ZM72 122V121H70ZM82 122V121H80ZM79 122V123H80ZM86 122V121H85ZM88 122V121H87ZM92 122H93V117H92ZM96 122V121H95ZM98 122V121H97ZM96 122V124H97ZM193 122V121H192ZM206 122V123H205ZM220 122H222L220 120ZM225 122V121H224ZM237 122V121H235ZM249 122V121H248ZM33 123V122H32ZM36 123V122H35ZM67 123V122H66ZM65 123V125H67ZM75 123V122H72ZM78 123V124H79ZM112 123V124H110ZM231 123V122H230ZM253 123V122H252ZM263 123V122H261ZM26 124V123H24ZM81 124H85L84 120L83 123ZM94 124V123H93ZM91 124V125H93ZM96 124H94L96 126ZM99 124V123H98ZM120 124V123H118ZM122 124V123H121ZM188 124V123H187ZM28 125V124H27ZM31 125V124H30ZM75 124H73L74 127ZM88 125V123H87ZM112 125V127H111ZM139 125V124H138ZM191 125V124H190ZM228 125V124H227ZM237 125V124H236ZM25 126V125H24ZM64 126V125H63ZM77 126V125H76ZM80 126V124H79ZM84 126V125H83ZM89 126V125H88ZM194 126V125H193ZM51 127V126H50ZM69 127V126H68ZM67 127V129H68ZM90 127V126H89ZM109 127V128H108ZM117 127V126H116ZM120 127V126H119ZM123 127V126H121ZM133 127V126H132ZM192 127V126H191ZM221 127V126H219ZM251 127V126H250ZM257 127V126H256ZM24 128V127H23ZM39 128V127H38ZM64 128V127H63ZM75 128V127H74ZM82 128V127H81ZM111 128H115V131L111 130ZM128 128V127H126ZM141 128V127H140ZM203 128V127H202ZM216 128V129H214ZM259 128L257 131L255 132L254 135V140H255V149H256V153L257 156L254 159V163L256 164V169L253 170L254 174L259 175V179H257V183L259 181H261L262 183L264 182V160L259 158L258 156V152L259 151V143H260V139L263 137L264 135V123L262 125H258ZM76 129L79 130L78 126L76 127ZM75 129V130H76ZM86 129H88L86 127ZM84 130V132H90L91 130ZM90 129V128H89ZM118 129V127H117ZM120 129H125L120 128ZM129 129V133H135L132 132V130L134 131V129L130 130ZM163 129V128H162ZM161 129V130H162ZM224 129V128H223ZM229 129V128H228ZM237 129V128H236ZM240 129V128H239ZM63 130V129H62ZM74 130V129H73ZM95 130V127H94ZM97 130V129H96ZM138 130V129H137ZM149 130V129H148ZM196 130V129H195ZM202 130V129H201ZM227 130V129H226ZM249 130V129H248ZM255 130V128H254ZM3 132L1 133L0 130V134L1 136H4L2 134H4V130H2ZM82 131V130H81ZM99 131V130H98ZM113 131V132H111ZM121 131V130H120ZM126 131V133L128 134V132ZM136 131V129H135ZM200 131V130H199ZM204 131V130H203ZM204 131V132H205ZM223 131V130H222ZM225 131V130H224ZM223 131V132H224ZM228 131V130H227ZM252 131V130H251ZM8 131H6L7 133ZM65 132V131H64ZM66 132H68L66 130ZM77 132V131H76ZM83 132V131H82ZM81 132V135H82ZM94 132V131H93ZM124 132V130H123ZM121 131V133H123ZM146 132V130H145ZM150 132V131H148ZM153 132V131H152ZM193 132V131H192ZM234 132V131H233ZM243 132V131H242ZM241 132V133H242ZM245 132V131H244ZM248 132V131H247ZM253 132V133H254ZM5 133V134H6ZM13 133V132H12ZM11 133V134H12ZM79 133V132H78ZM77 133V134H78ZM120 133V132H119ZM119 138H120V134ZM125 133V132H124ZM123 135L126 136V133ZM147 133V132H146ZM165 133V131H164ZM202 133V131H201ZM217 133V132H216ZM215 133V134H216ZM228 133V132H227ZM10 134V133H9ZM9 136H6V138L8 137V139H4L5 140H9L8 142H16L17 140L19 142V139L21 138V136H17L19 139H17V137H15V133L14 136L13 134ZM65 134V133H64ZM74 134V132H73ZM85 134V133H84ZM88 134H92V133H87ZM95 134V133H94ZM115 134V135H116ZM139 134V133H138ZM149 134V133H148ZM173 134V133H172ZM196 134V133H195ZM207 134V133H206ZM205 134V135H206ZM213 134V133H211ZM224 134V133H221ZM235 133H233V137ZM239 134V132H238ZM75 135V134H74ZM85 135V137H86ZM93 135V134H92ZM100 135V134H99ZM121 134V136H123ZM135 135V134H134ZM142 135V134H141ZM165 135V134H164ZM163 135V136H164ZM178 135V134H176ZM175 135V136H176ZM204 135V133H203ZM226 135V134H225ZM230 135V133H229ZM232 135V134H231ZM241 135V134H239ZM76 136V135H75ZM95 139L99 140L97 137V134H95ZM137 136V135H136ZM145 136H147V134H145ZM156 136V135H154ZM160 136V135H158ZM162 136V137H163ZM167 136V135H166ZM165 136V137H166ZM185 136V135H183ZM200 136V134H199ZM208 136V135H207ZM211 136V135H210ZM213 136V135H212ZM238 136V135H237ZM79 137V135L77 136ZM76 137V138H77ZM84 137V139H85ZM118 137V136H116ZM142 137V136H140ZM149 138L147 139H151L150 136H148ZM161 137V136H160ZM180 137V136H179ZM201 137V136H200ZM199 137V138H200ZM203 137V136H202ZM206 137V136H204ZM209 137V136H208ZM252 137V136H251ZM72 138V137H71ZM74 138V137H73ZM88 138H92L93 137L88 135ZM100 138V137H99ZM121 137V140H124L126 137ZM133 138V137H131ZM136 138V137H135ZM144 138V136L142 137ZM226 138V137H225ZM238 137H236L237 139ZM22 139V138H21ZM29 139L28 138L26 140H24V143L26 141V143H29ZM94 139V140H95ZM146 139V138H145ZM179 139V138H178ZM195 139V138H194ZM210 139V138H209ZM208 139V140H209ZM215 139V138H213ZM224 139V138H223ZM235 139V138H233ZM32 140V139H31ZM87 139H85L86 142ZM114 140V139H113ZM119 140V141H121ZM126 140V139H125ZM130 140V142L133 139H128ZM162 140V138H161ZM175 140V139H173ZM188 140V139H187ZM193 140V139H192ZM207 140L206 138L203 139ZM217 140V142L219 141L217 138L215 139V141ZM228 141H230V139H227ZM240 140V139H239ZM89 141V139H88ZM92 141V140H91ZM96 141V140H95ZM117 141V143L119 142ZM136 141V140H135ZM144 140H142L143 142ZM147 141V140H146ZM165 141V140H164ZM189 141V140H188ZM196 141H199L201 143H203L201 141V138L198 140L196 139ZM213 142V140H211ZM211 141H207L212 143ZM224 141V140H223ZM226 141V140H225ZM241 141V140H240ZM247 141V140H246ZM103 142V145H104ZM150 142V141H149ZM156 142V141H155ZM158 142V141H157ZM193 142V141H190ZM195 142V140H194ZM206 142V143H207ZM37 143V142H36ZM92 144H94L93 142H91ZM134 142H131V144ZM141 143V142H140ZM152 143V142H151ZM170 143V142H169ZM181 143V142H178ZM224 143V142H223ZM230 143V142H229ZM227 143V145L229 144ZM79 144V143H78ZM128 144V143H126ZM143 145V143H141ZM146 144V143H145ZM155 144V143H154ZM193 144V143H192ZM263 144V143H261ZM9 145V144H8ZM11 145V144H10ZM25 145V144H24ZM86 145V144H85ZM88 145H90L88 143ZM102 145V142H101ZM107 145V146H108ZM114 145V144H113ZM134 145V144H133ZM153 145V144H152ZM158 145V144H157ZM172 145V143L170 144ZM169 145V146H170ZM201 145V144H200ZM207 145V144H206ZM205 145V146H206ZM213 145V144H212ZM215 145V144H214ZM226 145V146H227ZM233 146H227L226 148H224L221 151V156L222 159L225 161V163L222 161L220 162L222 165L224 163V165L227 167L226 165V159L230 160L232 158L231 155H236L235 159L237 158L236 161L242 162V147L241 144H232ZM238 145L240 146L238 147ZM116 146V145H115ZM123 146V145H122ZM128 146V145H127ZM145 146V145H144ZM156 146V145H155ZM196 146V144H195ZM221 146V145H219ZM219 146H216L219 148ZM247 146V145H246ZM264 146V145H261ZM12 147V145H11ZM15 147V146H14ZM18 147V146H17ZM42 147V146H40ZM87 147V146H86ZM92 147V146H91ZM111 147V146H110ZM126 147V146H125ZM129 147V146H128ZM154 147V145L152 146ZM158 147H160L158 145ZM185 147V146H184ZM199 147V146H198ZM202 147V146H201ZM200 147V148H201ZM215 147V146H214ZM9 148V147H8ZM25 148V147H23ZM89 148V147H88ZM93 148V147H92ZM95 148V147H94ZM93 148V149H94ZM102 148V147H101ZM106 147L102 148L105 149ZM131 148V147H129ZM146 148V147H145ZM155 148V147H154ZM195 148V147H194ZM207 149L206 152H208V155H215L213 154L214 152H216V150L213 149L212 146L208 145V147H204V149ZM235 148V149H234ZM21 149V148H20ZM20 149L17 148V151H19ZM40 149V148H38ZM37 149V150H38ZM96 149V148H95ZM153 149V148H151ZM245 149V148H244ZM253 149V146H252ZM264 149V148H263ZM22 150V149H21ZM90 150V149H89ZM106 150V149H105ZM108 150V147H107ZM110 150V149H109ZM108 150V151H109ZM129 150V149H128ZM165 150V149H164ZM220 150V149H218ZM247 150V149H246ZM254 150V149H253ZM253 150H251L253 152ZM6 151H7V146H6ZM46 151V150H45ZM91 151V150H90ZM104 151V150H103ZM112 151V150H111ZM117 151V150H116ZM120 151V150H119ZM153 151V150H152ZM158 151H160V149H158ZM255 151V150H254ZM4 152V151H3ZM30 152V151H29ZM113 152V151H112ZM140 152V151H139ZM143 152V151H142ZM162 152V151H161ZM161 152H157L160 153L158 154V157H156V160L153 161L151 160L150 164L149 161L148 162V167L150 169H156L158 173L160 174H166L168 175L167 171H168V165L166 166L167 161L164 163L161 161ZM244 152V151H243ZM9 153V154H8ZM21 154H19L17 152V154H10L9 150L8 152H4L2 153L3 155L0 158V176H2L3 174H5V172H9L10 171H14V178L11 182L4 184L5 186V191H6V199H5V207L3 210L0 211V264H67L68 262H70L71 260H69L70 258V254L69 252H71L70 248L72 246L71 241H69V238L71 237L70 235L74 232L73 228L75 225V222H73V220H77L75 219L76 216L74 217V212L72 214L73 211V203H74V198L76 197L75 195L76 190L75 188H71L70 185L71 182V178H69L68 181V177L67 175H65V172L63 169L53 166L52 167V163L50 162V167L47 165V163H45V161H38L37 159H34L35 157L31 156L29 153H27L26 151H22L20 152ZM32 153V152H31ZM260 153V151H259ZM264 153V152H263ZM261 153V154H263ZM248 154V153H247ZM163 155V154H162ZM178 155V154H177ZM182 155V154H181ZM207 155V156H208ZM220 155V154H219ZM254 155L255 152H254ZM264 155V154H263ZM157 156V154H156ZM216 156V155H215ZM251 156V155H250ZM253 156V154H252ZM174 157V156H173ZM209 157V156H208ZM218 157V156H217ZM261 157V156H260ZM66 158V157H65ZM155 158V157H153ZM178 158V157H176ZM212 158V157H211ZM214 158V157H213ZM219 158V157H218ZM264 158V156H263ZM52 159V158H51ZM56 159V158H55ZM151 159V158H150ZM233 159V158H232ZM261 159V160H260ZM176 160V159H175ZM181 160V159H180ZM183 160L185 161V158H183ZM190 160V159H189ZM228 160V161H229ZM260 160V161H259ZM62 161V160H61ZM188 161V160H187ZM199 161V160H198ZM227 161V162H228ZM234 161V160H231ZM231 161H229L231 163ZM154 162V163H153ZM173 162V161H172ZM228 162V163H229ZM251 162V161H250ZM258 162V163H257ZM259 162H262L261 164L263 165H259ZM57 163V162H56ZM194 163H199V162H194ZM233 163V162H232ZM235 163V162H234ZM237 163V162H236ZM245 163V162H244ZM253 163V164H254ZM146 164V163H144ZM171 164V162H170ZM242 164V163H241ZM61 166V164H59ZM173 165V164H172ZM171 165V166H172ZM63 166V165H62ZM180 166V165H179ZM193 166V165H192ZM230 166V165H229ZM246 166V165H245ZM250 166V165H249ZM64 167V166H63ZM148 171L150 170L149 168ZM175 167V165H174ZM213 167V166H212ZM253 167V166H252ZM182 168V167H181ZM185 168V167H183ZM229 168V167H228ZM251 167H249L250 169ZM255 168V167H253ZM48 169V170H47ZM172 169V168H170ZM192 169V168H191ZM196 169L200 170L199 168L196 167ZM145 170V169H144ZM177 170V169H176ZM174 170V171H176ZM182 170V169H181ZM188 170V169H187ZM202 170V169H201ZM151 172H153L152 170H150ZM172 171V170H171ZM180 171V170H179ZM178 171V172H179ZM252 171V170H251ZM146 172V171H145ZM173 172V171H172ZM181 172V171H180ZM183 172V171H182ZM188 172V171H187ZM175 173V172H174ZM184 173V172H183ZM67 174V173H66ZM72 175V173H70ZM190 174V173H189ZM201 173H198V175H200ZM204 173H202L203 175ZM253 174V175H254ZM9 175H11V172H9ZM9 175L7 174V176L9 177ZM171 175V173H170ZM173 175V173H172ZM171 175V176H172ZM188 175V174H187ZM201 175V176H202ZM6 176V177H7ZM152 176V175H151ZM184 176V175H183ZM200 176V177H201ZM7 177V178H8ZM70 177V175H69ZM156 177V176H155ZM168 177V176H167ZM190 177V176H189ZM198 177V176H195ZM205 177V176H204ZM203 177V180H204ZM255 177L257 178V176L255 175ZM81 178V177H80ZM115 178V177H114ZM194 178V177H193ZM256 178L254 179L255 183L254 185H258L256 183ZM79 180V177L76 178V180ZM175 179V178H174ZM201 179V178H200ZM11 180V178H10ZM73 180V179H72ZM183 180V179H182ZM259 180V181H258ZM2 181V180H1ZM253 181V180H252ZM78 182V181H76ZM251 182V181H250ZM260 182V183H261ZM1 183V182H0ZM82 183V182H81ZM249 183V182H248ZM259 183L258 186H260L261 184ZM2 184V183H1ZM74 186V183H72ZM77 184V183H75ZM80 184V183H79ZM85 184V183H84ZM78 185V184H77ZM116 185V184H114ZM113 185V186H114ZM72 186V185H71ZM108 186V185H107ZM112 186V185H111ZM113 186L111 188H113ZM120 186V185H119ZM119 186L116 185V189H107L111 191V193L109 192V194H111L110 199H108V203H104L105 207L103 209V211L108 215L106 217H108L105 220H102V224L101 227H99L98 229L101 231H99L100 235L95 236L93 235V233H90L89 239H93L94 237H98L97 239L102 242L99 243L103 244L102 248V252L100 251V253L98 254V264H165L168 261H172L173 258L177 257L178 255L181 253V248H183L182 246H184V243L188 240V238H190L191 236H194L193 234L197 233V232H201L198 230V224H200L198 222V220L200 222H202V220L198 219V217L201 215H198V212L192 213L190 211H192L191 209L195 210L190 203H189V207L190 211L187 210L190 213V215L186 216L185 218L181 219L179 222H176L175 226L173 227H164V228H158L155 226V224L151 225L150 223L152 222H147L146 219V212L148 209V204L146 206V204L144 203V205L146 206L143 207L142 201L145 199H141L138 200L142 197H138V199L135 197L136 195V191L134 193H132L130 190L129 194H133L134 198H136L138 201L141 202H137L134 198L130 199L128 198V196L120 193L121 188L124 190L125 188L122 187V185L120 186L121 188H118ZM150 186V185H149ZM2 187V186H1ZM0 187V190H1ZM105 187V186H104ZM156 187V186H155ZM256 187V186H255ZM261 188H264V183L260 186ZM258 189H261V188ZM4 188V187H3ZM2 188V189H3ZM107 188V187H106ZM153 188V187H152ZM163 188V187H162ZM71 189V190H70ZM154 189V188H153ZM251 189V188H250ZM85 190V189H84ZM117 190V191H116ZM127 190V189H125ZM157 190V189H156ZM256 190V189H255ZM79 191V188L78 190ZM1 192V191H0ZM3 192V191H2ZM66 192H68L71 197L68 200V202L65 201L64 206L62 207L61 203H60V198H61V194H65ZM126 192V191H125ZM124 192V193H125ZM261 192V191H260ZM264 192V190H263ZM261 192V193H263ZM5 193V192H4ZM72 193V194H71ZM79 194V193H78ZM110 196V195H109ZM108 196V197H109ZM138 196V195H137ZM141 196V195H139ZM69 197V196H68ZM1 198V197H0ZM211 198V197H210ZM242 198V197H241ZM264 198V197H263ZM64 199V198H63ZM195 199V198H194ZM214 199V198H213ZM216 199V198H215ZM1 200V199H0ZM148 202V199H146ZM145 200V201H146ZM211 200V199H209ZM217 200V199H216ZM106 201V200H105ZM144 201V202H145ZM208 201V200H207ZM63 202V201H62ZM107 202V201H106ZM1 203V201H0ZM2 203H4L2 201ZM60 203V204H59ZM196 202H194L195 204ZM197 204V203H196ZM199 205L201 203H198ZM2 205V204H0ZM151 205V204H150ZM191 205V206H190ZM205 205V204H203ZM61 206L60 209H62V211L64 212V214L61 215V217H55L54 216V211H58L57 209ZM75 206V205H74ZM206 206V205H205ZM203 206V208L205 207ZM99 207V206H97ZM144 208L145 211H143ZM1 208V206H0ZM100 208V207H99ZM151 208V207H150ZM207 208V207H205ZM223 208V207H222ZM59 209V210H60ZM197 209V207H196ZM199 210L202 208H198ZM200 210V211H201ZM76 211V210H75ZM97 213L99 211H96ZM101 212V211H100ZM99 212V213H100ZM145 212V214H144ZM205 211H202V213ZM213 212V211H212ZM249 212V211H248ZM78 213V212H77ZM83 213V212H82ZM91 213V212H90ZM197 213V215H196ZM201 213V212H199ZM237 213L240 212H236L234 213L235 215ZM256 213V212H255ZM85 214V213H83ZM93 214V213H92ZM102 214V213H101ZM185 214V213H184ZM187 214V213H186ZM185 214V215H186ZM205 214L207 215L208 212H205ZM243 214V213H242ZM239 214V215H242ZM254 214V213H253ZM60 215V214H59ZM74 217H72V216ZM86 215V214H85ZM91 215V214H90ZM203 215V214H202ZM201 215V216H202ZM205 215V216H206ZM209 215V214H208ZM234 215V216H235ZM58 216V215H57ZM92 216V215H91ZM94 216V215H93ZM96 216H99V214ZM105 216V214H104ZM233 216V215H232ZM232 217V220H230L229 222L233 221L234 218V223L231 227H229L230 231H234L236 232V238L235 236L232 237L230 236L229 238V242L232 243L230 244L229 242H227L228 244H230L231 246V254H233L234 259H238V257L240 258V256L247 250L251 249L252 247L249 248L250 244H246L248 242V239L251 238L253 235L252 239H255V243L253 244L254 246H256V244H260L261 241L257 240L254 238V234H251L252 232H254V230H257L255 232H259V230H261L258 226L257 229V225H260L258 223V220H256L257 218L252 217L253 219H251L252 222H250V219H248V221L245 220V215L243 216H238V217ZM257 216V215H256ZM259 216V215H258ZM84 217V216H83ZM88 217V216H86ZM105 217V218H106ZM204 217V216H203ZM202 217V219H203ZM209 218V216H207ZM212 216L210 215V218ZM231 217V216H230ZM61 218V219H60ZM73 218V220H72ZM90 218V217H89ZM208 218L205 217V221H207V225L210 226L213 223H209L211 221L210 218L208 220ZM246 218H249L246 217ZM251 218V217H250ZM261 218V217H260ZM88 218H86L87 220ZM207 219V220H206ZM255 219V220H254ZM93 220V219H92ZM254 220V221H253ZM81 221V220H80ZM94 221V220H93ZM204 221V220H203ZM204 221V222H205ZM260 221V220H259ZM86 223V221H84ZM89 222V220L87 221ZM95 222V221H94ZM98 222V221H97ZM96 222V223H97ZM213 222V221H212ZM78 223V221H77ZM99 223V222H98ZM255 223L256 226H255ZM81 224V223H80ZM84 224V223H83ZM82 224V225H83ZM90 225H92V222L88 223ZM216 224V223H215ZM214 224V225H215ZM77 225V224H76ZM99 225V224H97ZM157 225V224H156ZM206 225V224H204ZM229 225V224H228ZM254 225V226H253ZM78 226V225H77ZM81 226V225H80ZM160 226V225H159ZM212 226V225H211ZM79 227V226H78ZM77 227V229H78ZM85 227V231L86 229H88L86 226H82ZM214 227V226H213ZM213 227H210L211 229H214ZM250 228H252V232L250 231ZM262 228V227H261ZM90 229V228H89ZM93 229V228H92ZM91 229V230H92ZM73 232H72V231ZM96 230V229H95ZM202 230V229H201ZM217 230V229H216ZM236 230V231H235ZM71 231V232H69ZM79 231V229H78ZM88 231V230H87ZM83 232V231H82ZM91 232V231H89ZM94 232V230H93ZM75 233V232H74ZM73 233V235H74ZM88 233V232H87ZM205 233V232H204ZM209 236L212 235L210 233V231L208 232ZM219 233V232H218ZM217 233V234H218ZM261 233V231L259 232ZM79 234V233H78ZM96 234V233H95ZM198 234V233H197ZM234 235V233H232ZM82 235V234H81ZM85 235V236H86ZM94 237H92V236ZM207 235V234H206ZM205 235V236H206ZM219 235V234H218ZM264 236V235H263ZM73 237V236H72ZM76 237V236H74ZM92 237V238H91ZM204 237V235H203ZM211 237V236H210ZM219 236L214 235L213 238L210 240L206 241H202L203 245L199 244L198 246H196L192 251H190V253L188 252L187 254H182V257L179 255L180 259L177 260V258L175 260H177L178 262L174 264H223L222 263V249H221V244H219ZM257 237V236H255ZM86 238V237H85ZM84 238V239H85ZM192 238V237H191ZM195 238V237H194ZM236 240H235V239ZM97 239H95L93 242L95 243L97 241ZM203 239V238H202ZM234 239V240H233ZM205 240V239H204ZM251 240V239H250ZM249 240V242H250ZM261 240V239H259ZM76 241V240H74ZM81 242V240H78ZM85 241V240H84ZM87 241H88V237H87ZM91 241V242H92ZM78 243L79 245L81 243ZM97 242V243H98ZM234 242V243H233ZM253 242V240H252ZM251 242V243H252ZM85 243V242H84ZM87 243V242H86ZM90 243V241H89ZM83 244V242H82ZM244 244V245H243ZM249 245L246 249V251L244 250V246ZM257 245L255 248H253L252 250H249V252L251 251L254 252L253 250H258L260 248V245ZM85 245V244H84ZM92 245V244H91ZM96 245V243H95ZM99 245V244H98ZM252 245V246H253ZM264 245V244H263ZM82 247H84L83 245H81ZM80 247V246H79ZM96 248L98 246H95ZM100 247V246H99ZM98 247V248H99ZM230 247L229 250H230ZM257 247H259L257 249ZM74 248V247H73ZM223 248V247H222ZM224 249V248H223ZM244 251H242V250ZM261 249V253H262V248ZM74 251V249H72ZM88 250V248H87ZM101 250V249H100ZM77 251V250H76ZM75 251V252H76ZM185 251V250H184ZM256 251V254L259 252ZM78 252V251H77ZM80 252V251H79ZM229 252V251H228ZM242 252V254H241ZM90 251L86 252V247L78 254L79 258L76 257L78 259L77 262H74L75 264H96L97 262L94 260L92 261L91 257H90ZM227 253V252H226ZM249 256V253H247ZM247 254H245L247 256ZM256 254H251L250 256H256ZM71 255H73V253H71ZM244 255V256H245ZM258 255V254H257ZM259 255H261L259 253ZM229 256V255H228ZM246 256L245 258V262H246ZM255 256L252 257L253 259H255ZM232 257V256H231ZM243 257V256H242ZM258 257V256H257ZM256 257V258H257ZM260 257V256H259ZM72 258V256H71ZM70 258V259H71ZM94 258V257H92ZM228 258V257H227ZM231 259V258H230ZM73 260V259H72ZM257 260V259H256ZM231 261H233L231 259ZM229 261V262H231ZM249 261V260H248ZM235 262V261H234ZM233 262V263H234ZM237 262V261H236ZM235 262V264H236ZM258 262V261H257ZM256 262V263H257ZM73 263V264H74ZM238 263V262H237ZM247 263V262H246ZM240 264V263H239ZM245 264V263H242Z\"/></svg>", "mask_w": 264, "mask_h": 264}]
</instances>
